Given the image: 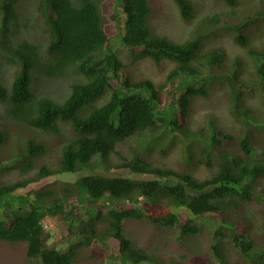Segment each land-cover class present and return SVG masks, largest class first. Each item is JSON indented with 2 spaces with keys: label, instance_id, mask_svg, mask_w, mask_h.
Returning a JSON list of instances; mask_svg holds the SVG:
<instances>
[{
  "label": "trees",
  "instance_id": "16d2710c",
  "mask_svg": "<svg viewBox=\"0 0 264 264\" xmlns=\"http://www.w3.org/2000/svg\"><path fill=\"white\" fill-rule=\"evenodd\" d=\"M104 1L114 0L0 3L5 58L22 66L8 82L7 66L0 63L2 118L30 129L28 137L16 139L21 143L12 155L18 157L15 166L3 168L0 160V208L5 210L0 217V244L27 242L28 258L40 259L42 264H91L92 260L94 264H142L150 255L130 239L126 220H148L168 229L177 226L178 239L183 240L202 234L206 227L199 221L214 217L222 221L212 245L221 264H228L224 251L229 248L219 241L226 238L238 250L239 264H264V244L259 247L247 228H239L231 220L234 213H243L257 200L264 201V192L259 191L264 156L258 159L256 155L257 147L264 155V119L248 103L252 94H258L264 103V52H250L259 60L253 82H246L237 72L214 74V69L227 62L226 50L216 46L202 53L200 49L204 36L219 31L220 15L203 20L191 39L177 43L153 33L150 0H119L128 16L125 36L116 14L111 16L113 30L105 27ZM174 1L182 18L192 21L191 2ZM221 1L233 7L239 4V0ZM25 4L37 11V24L45 31L43 54L19 33L22 20L31 21L26 14L20 20ZM262 26L264 0L255 12L233 22L228 31L233 32L236 44L247 47L255 40L248 31ZM119 35L135 61L174 64L162 83L131 79L112 45ZM240 65L241 61L235 63ZM33 77L66 80L67 93L61 97L42 93L34 88ZM221 90L231 101L230 112L240 131H227L213 121L208 129L192 127L190 114L197 100H209ZM66 124L77 137L66 144L60 169L53 171L43 163L47 145L34 140L33 133L61 136ZM8 140V132L0 128V147ZM173 152L179 153L174 165L181 159V171L169 163L158 166L155 161L160 156L167 159ZM99 163L106 171H128L155 179L90 173L57 189H40L33 200L24 196L20 203H10L17 191L31 183L62 173L94 171ZM202 169L209 175L199 176ZM12 170H19L20 177L4 181L2 177ZM106 203L109 210L105 212L101 204ZM47 216L62 220L75 239L67 237V252L49 243L51 235L43 224ZM84 249L90 255L85 256Z\"/></svg>",
  "mask_w": 264,
  "mask_h": 264
},
{
  "label": "rangeland",
  "instance_id": "374dc122",
  "mask_svg": "<svg viewBox=\"0 0 264 264\" xmlns=\"http://www.w3.org/2000/svg\"><path fill=\"white\" fill-rule=\"evenodd\" d=\"M3 0H0V3ZM34 1V0H33ZM193 6L194 18L192 21H185L174 0H150L153 14L150 16L149 25L153 33L160 37L168 38L177 43H184L191 39V35L196 30L200 29V25L203 20L209 17L220 15L222 23L219 31L214 34L204 36V41L201 44L200 51L202 53L210 51L216 46L223 47L227 52V62L223 68L214 69V74H224L237 72L243 79L250 83L257 78L254 73V67L257 63V58L250 55L251 50L258 52H264V27H253L248 31L251 38L255 40L251 46L240 47L234 42L233 32H229L228 29L232 27V23L235 21H242L244 17L257 10L261 0H239L237 6H230L221 0H189ZM29 5H32V0H28ZM121 1L114 0L113 3L104 1L101 5L102 14L106 19V26L111 31L110 27L111 16L116 14L121 23V31L123 35H127V22L128 16L123 12L121 8ZM21 11L22 17L26 14L27 18L31 21H23L22 26L19 28V33L26 41L36 44L41 50L45 52L46 37L45 31L41 29L36 21L37 11L32 7L25 4ZM32 11V14L31 12ZM222 12L220 14H217ZM2 23L0 22V25ZM44 32V33H43ZM3 32L0 30V63H5L7 71H5V77L8 82H12L17 70H21L22 66L19 63L14 64V61H9L5 58L2 49ZM123 37L119 35L113 40V48L116 51L125 64V70L134 82L151 80L156 85L162 83L174 64L171 62H163L157 65L151 59H141L135 61L132 58L130 49L123 43ZM241 61L240 67H236L235 63ZM34 88H37L42 93L48 95L61 97L67 93L66 80H54L39 77H33ZM199 86V85H198ZM142 94H147L144 90H137ZM62 99V98H61ZM248 103L255 111L257 116L264 119V103L263 99L258 94H252L248 96ZM231 101L226 96L224 90L217 92L213 98L198 99L194 105L191 114L190 121L194 128L203 127L208 129L211 126V122H215L218 126L238 133L240 131V125L230 112ZM4 105L0 104V128L8 132L9 140L6 145L0 147V160H3V168L14 167L15 160H18L17 156H12L17 153L20 140H16L21 137H28L30 129L23 125L12 124L5 122L2 118L4 111ZM66 133H62L61 136H55L54 134L43 133L38 131L33 133L34 140L38 142H44L47 145V150L43 155V163L50 170L57 171L60 169L61 157L63 155V149L72 138L77 137L76 133L71 129L68 124L64 125ZM73 131V132H72ZM13 139V140H11ZM231 150L235 145L230 146ZM257 147V158H262L264 155ZM179 157V153L173 152L167 159L163 156L156 157L155 161L158 166L166 165L167 163L174 165L176 159ZM12 159V160H11ZM8 163H7V162ZM181 159L178 164L173 167L182 170L180 165ZM168 165V164H167ZM171 166V165H169ZM36 172V171H35ZM33 172V175L36 173ZM95 173L104 174L107 176L131 177L134 179L151 180L155 179L154 176L137 175L128 171H106L105 166L101 163L97 164L92 170H81L76 173H62L55 176L43 179L38 183H31L27 188L20 189L14 195L13 199H10V203L19 202L20 197H28L33 200L35 198L34 193L36 191H46L59 188L66 182H75L84 175ZM199 176L206 177L209 175L208 171L202 169ZM19 170H12L7 173L2 179L4 181H16L19 178ZM261 180V181H260ZM260 188L259 191L264 192V178L259 179ZM20 203V202H19ZM103 210L106 212L109 210V203L101 204ZM3 210V211H2ZM4 209L0 208V217L4 215ZM206 219V218H205ZM200 220V225L205 226V231L197 236H192L183 240H179V227L166 228L152 224L148 220H134L128 219L124 222L126 233L130 234V239L140 247L144 248L150 255V260L142 264H221L218 258L215 256L212 245L215 244L213 236L215 231L222 225V221L219 218H209L206 220ZM232 221L240 228H247L248 234L251 238L257 241L258 246L264 244V201L257 200L250 206H247L243 213H234ZM44 228L50 233V244L56 243L58 247L63 251L69 250V245L66 243L67 239H74L68 233V228L65 223L56 217L47 216L43 220ZM68 237V238H67ZM75 240V239H74ZM223 241L226 248L224 252L227 253L228 264H239L242 262L238 250L228 244V238L219 240ZM260 247V246H259ZM229 250V252H228ZM28 243L27 242H3L0 244V264H42L40 259H29L27 256ZM85 256L90 255V251L83 250ZM89 261V260H88ZM94 264L93 260L89 261Z\"/></svg>",
  "mask_w": 264,
  "mask_h": 264
},
{
  "label": "clouds",
  "instance_id": "9594fccd",
  "mask_svg": "<svg viewBox=\"0 0 264 264\" xmlns=\"http://www.w3.org/2000/svg\"><path fill=\"white\" fill-rule=\"evenodd\" d=\"M155 84V83H154ZM1 104V103H0Z\"/></svg>",
  "mask_w": 264,
  "mask_h": 264
}]
</instances>
